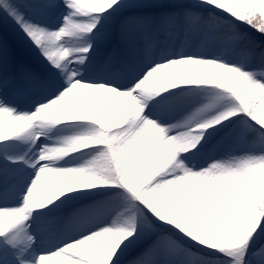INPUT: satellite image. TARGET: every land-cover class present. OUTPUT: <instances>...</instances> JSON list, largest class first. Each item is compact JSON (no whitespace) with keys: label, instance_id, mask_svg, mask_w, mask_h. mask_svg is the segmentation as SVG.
Masks as SVG:
<instances>
[{"label":"snow or ice","instance_id":"6c2138e0","mask_svg":"<svg viewBox=\"0 0 264 264\" xmlns=\"http://www.w3.org/2000/svg\"><path fill=\"white\" fill-rule=\"evenodd\" d=\"M0 22L36 54L0 35V264H264V0H0Z\"/></svg>","mask_w":264,"mask_h":264},{"label":"rangeland","instance_id":"374dc122","mask_svg":"<svg viewBox=\"0 0 264 264\" xmlns=\"http://www.w3.org/2000/svg\"><path fill=\"white\" fill-rule=\"evenodd\" d=\"M10 42L12 44V46L14 47V50H17L18 48V45L19 46H22L26 49V59H30V60H34L36 59V54H35V50L30 46V44L26 43L24 38L19 35L18 33L16 32H13V35L12 37L10 38ZM117 59H119V55L117 56ZM179 70V69H177ZM202 72H207V71H210L209 69L207 68H202L200 69ZM22 107H27V101L25 100L24 102H22ZM68 134L65 130H58L56 132H54L52 135L56 138L60 137V136H63V135H66ZM41 142H43V137L41 138ZM90 157H86L84 159H89ZM80 197H77L73 202L72 204L70 205L71 207H77L78 203L80 202ZM82 208H86V207H82ZM44 239L47 241L49 239H54V236H50L49 234L45 233L44 235Z\"/></svg>","mask_w":264,"mask_h":264},{"label":"trees","instance_id":"16d2710c","mask_svg":"<svg viewBox=\"0 0 264 264\" xmlns=\"http://www.w3.org/2000/svg\"><path fill=\"white\" fill-rule=\"evenodd\" d=\"M0 35H6L9 37V39L12 36V29L9 27V25L6 22H0ZM15 51L20 53V54H25L24 48L21 46L20 47L18 46L17 50H15ZM103 195H104V193L102 190H92L91 194H85L81 197V199H82V201L86 200L85 204H88L90 200L93 201V199L94 200L95 199H98V200L102 199Z\"/></svg>","mask_w":264,"mask_h":264}]
</instances>
